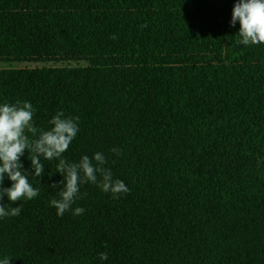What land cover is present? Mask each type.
I'll use <instances>...</instances> for the list:
<instances>
[{
    "label": "trees",
    "instance_id": "trees-1",
    "mask_svg": "<svg viewBox=\"0 0 264 264\" xmlns=\"http://www.w3.org/2000/svg\"><path fill=\"white\" fill-rule=\"evenodd\" d=\"M122 15L65 11L51 0L0 12V22L49 21L58 44L0 50V57H78L87 65L0 70V105L32 104L38 132L25 131L30 141L53 127L58 112L79 117V132L61 158L78 163L103 153V167L130 190L114 199L98 184H81L82 198L58 217L50 202L64 187L59 160L40 157L45 167L37 177L25 149L20 170L39 193L12 205L7 196L0 201L6 210L21 206L19 216L0 218V261L264 264V63L99 66L102 58L165 53L158 46L94 47L71 28L73 20ZM208 49L188 45L173 53ZM214 49L252 54L264 52V44ZM11 183L6 176L3 187ZM77 207L82 215H73Z\"/></svg>",
    "mask_w": 264,
    "mask_h": 264
},
{
    "label": "crops",
    "instance_id": "crops-1",
    "mask_svg": "<svg viewBox=\"0 0 264 264\" xmlns=\"http://www.w3.org/2000/svg\"><path fill=\"white\" fill-rule=\"evenodd\" d=\"M65 11L123 12L121 19L73 20L71 28L94 47L158 46L153 56L102 58L99 66H160L218 63H264V52L218 53V44L237 43L240 24L230 25L239 0H51ZM25 0H0V12L24 10ZM115 36L116 39L111 37ZM188 45H208L206 53L175 52ZM49 21L0 22V50L57 48ZM168 49V52L166 50ZM78 57H0V70L86 67Z\"/></svg>",
    "mask_w": 264,
    "mask_h": 264
},
{
    "label": "clouds",
    "instance_id": "clouds-1",
    "mask_svg": "<svg viewBox=\"0 0 264 264\" xmlns=\"http://www.w3.org/2000/svg\"><path fill=\"white\" fill-rule=\"evenodd\" d=\"M237 22L240 24L238 44L245 46L264 44V0H239L234 6L230 25L235 27ZM111 38L116 39L115 36ZM34 111L32 104L27 101L22 104L17 101L12 105L7 103L0 105V201L7 196L9 204L12 205L21 198L31 200L39 193V189H34L27 176L20 170L23 169L21 157L25 149L31 154V167L34 170L32 174L37 177L43 176L45 167L40 157L49 161L54 158L59 160L57 172L63 176L61 184L64 187L58 194L59 199H52L50 202L57 210L58 217H63L65 212L72 208L76 199L82 198L79 197L81 184L89 182L98 184L103 192L111 193L114 199L130 191L123 181L113 180L110 169L103 167L106 163L103 153L98 152L91 159L85 155L78 163H68L61 158L79 132V117H65L63 112H58L49 121L53 127L47 131L41 130L39 138L30 141L25 131L34 136L38 132L32 123ZM112 151L116 155L120 154L117 148H113ZM97 174L101 177L99 182ZM6 176L12 182L9 188L3 187ZM84 211L85 209L77 207L73 215H82ZM20 212L21 206L6 210L5 205L0 204V218L16 217ZM100 259L107 260L108 254L101 253ZM11 260L5 257L0 264H10Z\"/></svg>",
    "mask_w": 264,
    "mask_h": 264
}]
</instances>
